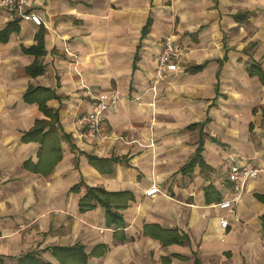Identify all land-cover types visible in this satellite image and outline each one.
I'll list each match as a JSON object with an SVG mask.
<instances>
[{
	"label": "crops",
	"instance_id": "crops-1",
	"mask_svg": "<svg viewBox=\"0 0 264 264\" xmlns=\"http://www.w3.org/2000/svg\"><path fill=\"white\" fill-rule=\"evenodd\" d=\"M30 10L43 26L0 10L1 264H264V0H30ZM168 38L183 51L153 91ZM36 88L54 95L56 119L38 93L24 100ZM114 91L92 140L78 118L90 94ZM38 122L45 140H24ZM230 157L260 169L232 212L216 207L231 194ZM152 185L161 193L147 197ZM90 188L131 195L113 209L123 227L102 206L80 211Z\"/></svg>",
	"mask_w": 264,
	"mask_h": 264
},
{
	"label": "built area",
	"instance_id": "built-area-1",
	"mask_svg": "<svg viewBox=\"0 0 264 264\" xmlns=\"http://www.w3.org/2000/svg\"><path fill=\"white\" fill-rule=\"evenodd\" d=\"M1 9L7 10L15 20L20 19L29 21L36 26L44 25L42 19L30 10V0H0V10ZM182 51V45L173 42L170 38L165 40L163 48L156 58L157 66L154 72L153 91L156 90V84L159 81L167 79L171 73L177 70L178 59ZM88 94L90 93L88 92ZM90 96L93 99L92 110L78 118L77 124L78 127L85 131L86 135L93 140L97 139L101 131H103L105 114L110 108L117 104L120 94L114 91L98 95L90 94ZM150 146L153 145L150 143ZM230 159L231 165L228 171V181L231 186V194L229 198L218 203L216 207L232 212L241 200L247 183L258 177L260 169L247 165H237L233 157H230ZM160 193L157 185H152L148 191H146L145 195L151 197ZM228 223L229 222L224 219L220 221L221 227L223 228H225Z\"/></svg>",
	"mask_w": 264,
	"mask_h": 264
},
{
	"label": "trees",
	"instance_id": "trees-1",
	"mask_svg": "<svg viewBox=\"0 0 264 264\" xmlns=\"http://www.w3.org/2000/svg\"><path fill=\"white\" fill-rule=\"evenodd\" d=\"M10 25H8V28L5 30V34L7 35L10 32ZM148 27L144 30V33H146ZM42 35H39L37 37V44L34 47H31V49L28 50V52H31L33 54L37 55H41L43 54V50H42ZM28 72L31 76H37L39 74L42 73V69L40 68V65L38 64H34L32 66H30L28 68ZM261 78L264 79V76H262L260 74ZM34 93H38V97L34 100V102H36L40 109L42 110V112L47 115L50 116L54 119H56L55 115H51V111L48 110V108L46 107V101L47 100H51L52 97H54V95L49 92L47 89H42V88H36V89H31L30 91L26 92V94L24 95V100L27 102H33L30 100V97L34 94ZM41 123H36L35 128L30 130L27 133H24V140L26 141H39V142H43L44 139V135L41 134V128L40 127ZM49 128H54V125H49ZM90 161H92L93 164H105L106 161L105 160H99L97 158H90ZM26 168L31 170V166L27 163ZM37 168H32V170H34L35 172H37L38 170H36ZM50 170H48L49 172ZM44 174H47V172H44ZM74 190L78 191V188H74ZM131 198V195L127 194V193H110L107 192L103 189L100 188H90L87 189V192L85 194V196H83L80 201H79V209L81 212H85L88 210H91L93 208H95L96 206H102L105 210L106 213V219H108V222L111 224L116 225V227H123V222L121 220V217L119 214H117V212H114L113 209L115 210H120V209H124L126 207L127 201ZM163 235L166 236L168 234H173V232H163ZM163 236V237H164ZM157 238L161 239L162 235H158ZM162 240V239H161ZM164 243H166L165 239L162 240ZM171 242H175L178 243L179 240L176 237H173L171 239ZM72 250L75 249H64L63 252H70ZM62 262H67V261H63ZM1 264V262H0ZM18 264H44L41 261L33 258L30 255L25 256L24 258L18 260ZM63 264V263H62ZM76 264V263H73Z\"/></svg>",
	"mask_w": 264,
	"mask_h": 264
}]
</instances>
